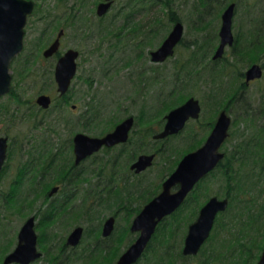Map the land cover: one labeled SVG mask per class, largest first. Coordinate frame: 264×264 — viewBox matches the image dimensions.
<instances>
[{"label":"rangeland","instance_id":"obj_1","mask_svg":"<svg viewBox=\"0 0 264 264\" xmlns=\"http://www.w3.org/2000/svg\"><path fill=\"white\" fill-rule=\"evenodd\" d=\"M100 1L102 0H35V9L29 15L25 26V53L19 61H14L13 66L10 65L14 94L11 93L0 100V108L6 107L0 109V135H7L10 141L14 142L15 147L14 159L5 166L6 174L4 173L0 185L4 195L6 190L9 191L10 188L15 187V171L18 167L25 165L24 162H29V157L32 155L28 154L29 150L35 154H43L47 150V146L50 145L52 152H60L63 149L58 153L60 160H57L54 167L57 174L60 172L58 176L55 175V172L50 174L53 168L42 176L41 169L31 170L29 165L28 172L30 174L27 175L28 179L24 184L30 190L23 193L20 189L21 186H18L17 190L19 189V191L14 192V194L19 193L15 198L17 204L13 208L10 210L6 208L4 195L0 194V246L2 250L10 249V247L13 250L17 244L18 231L26 218L32 215L37 216V233L43 235L47 240L44 244L39 242L42 256L32 264H91L84 259L93 249L86 241L90 238L89 235L87 239L83 238L76 247L65 244L67 236L78 225L85 229L88 228L89 232L99 227L101 236L103 223L110 216L116 217L114 232L120 228V232L122 231L120 244L109 256V261L114 259L116 263L122 251L138 236L137 232L130 230V224L135 217L133 210L143 207L154 192L160 191L162 182L169 175L168 171L175 165L174 162L178 160L177 158H181V152L188 149L185 147L196 144L198 140L203 142L211 131L210 121L213 122L216 119L217 115L214 109L218 102L213 103L214 98L210 99L208 94L213 97L215 92V97H218L221 93L218 90L214 92L211 90L213 88L212 77L208 75L209 70H204V64H207L214 53H210L199 66L201 71L199 77L195 72L192 80H189L187 76L183 77L182 82L186 85L183 88L180 86L177 92V94L181 92L179 97L185 95L187 99L192 95L200 99L203 108L201 117L191 120L181 133L167 141L155 140L152 135L146 136L145 141L146 143L148 141V145L144 151L141 149L142 153H153L162 146L165 148V153L157 155L154 163L147 170L135 173L129 166L131 155L134 154L136 146L141 142L142 133L139 131L143 126L137 120L141 110L144 108L148 114L155 113L161 106V101L169 97L168 94L175 83L176 67L188 59L193 50L197 49V46L192 44L194 40L202 41L206 34L208 36L215 33L218 38L216 45L219 44L222 13L229 3L236 2L233 32L235 37H240V40L249 37L251 19L264 14V0H225L224 4H222L223 0L214 1L211 12L203 18L197 8L199 0H175L174 8L177 9L181 22L184 24L183 40L176 47L173 56L163 62H153L150 51L161 44L174 23L169 24L160 42L159 38L154 36V32L149 34L152 41H158L151 48L144 46L145 44L139 40L144 39L149 29L159 28L158 17L168 22L167 16L163 12V5L157 3L156 0L152 2L151 0H137L135 5H128V0H115L109 11L100 17L97 15V5ZM140 1H144L145 4ZM132 9L131 16L128 17L127 15ZM69 17L74 19L72 24H68ZM205 19L210 22H206ZM203 21L205 22L203 23ZM58 22L60 23L59 28L55 29L54 23ZM134 23L142 25V32L139 31L136 41L132 40L131 34ZM61 28L65 29V34L61 39L59 53L63 54L69 48L77 49L80 52L77 60L78 72L71 84L67 98L62 97L57 89L54 76L56 58H46L43 55L44 50L54 41ZM120 32L122 34L116 36ZM123 37L126 39L122 40ZM232 47L226 48L223 58L227 57L234 65L229 68V74H226L224 80L218 85L222 84L227 87L231 83L236 87L242 85L245 88L238 89L237 95L243 92V96H239L237 102L233 101L227 107L220 108V111L226 109L232 119L229 136L221 147V151L225 155L249 140L254 141L252 147L255 150L257 139H264V67L261 78L246 84L245 77L239 73H245L249 64L247 65L234 57ZM140 50L141 53L137 56ZM223 58L218 60L220 66L225 65ZM259 60L258 63H264V58H259ZM244 83L245 85H243ZM41 93L52 96L53 101L49 108H39L37 96ZM93 95L97 100L95 104L100 103L102 109L101 119H98L99 127L105 130L104 119L117 122L106 132L114 129L126 117H135L138 124L134 126L136 131L135 133L133 131L132 135L136 136V145L127 146L128 151L124 154L121 153L123 149L121 146L112 150L101 149L84 161L78 170H82L83 174L67 186L69 187L67 191L57 192L55 195L59 201L54 204L55 206L60 205L58 214L39 227L38 223L46 213L45 207L50 203L48 198L44 199V195L58 183V180H61L60 183L65 182V173L71 171L70 164L73 162L74 154L72 146H69L70 140L77 132H84L92 136L105 134V132L99 134L100 128L98 131H96L97 128H85L83 123L78 120L80 114L90 106L89 102L93 100ZM169 110L165 111L164 115ZM164 115L159 117V119L162 118L160 122H158L157 116L153 117L151 124L154 126L155 132L162 130L166 121ZM101 120L103 121L101 122ZM258 152L262 153L263 148L258 147ZM45 158V156L42 157V160L44 161ZM257 158L260 162L254 163L250 158L242 172L250 173L253 170L259 172L261 164L264 163V153L263 156L259 154ZM34 176L36 184L30 186L29 177L34 178ZM214 177L208 175L200 181V188L194 191L199 201L206 200L205 202H207L212 196L230 199L229 196H226L225 180L218 173L217 177ZM257 178L258 176H255L253 181H256ZM44 183L45 189L41 193ZM246 185L248 191L252 190L254 196L252 200H258V203L257 205L253 203L244 209L242 206H245L246 203L237 201L232 212L228 211L227 213V209L224 211L226 214L220 216L224 213L221 212L218 215L220 216L219 221H223L226 225L232 223V228L229 231L226 232V229L223 231L218 228V233L213 228L210 237L214 236V239H217L214 243L209 244L208 239L201 252L196 255H185L183 247L188 226L196 219L201 207H192L195 203L186 212L187 216L194 214L188 222L184 221L188 224H181L180 235L177 237L175 235L167 242L158 244L160 254L169 251V254H166L167 258L165 254L163 258L168 259L171 264H204L206 257L213 255L211 251L219 250L216 245L221 240L229 241L232 236H237L239 233L242 235V241L250 242V244H254V240L262 238L264 207L259 209L258 205L261 201L263 202L264 198V191H262L264 190V176L256 184L247 181ZM66 194L74 196L68 203L62 204L61 200ZM245 195L241 194L240 197L245 199ZM24 197H28L25 202L22 201ZM191 199L195 200L194 197ZM194 211H197V215ZM240 211H243L241 215H239ZM258 211L259 214L253 219L251 226L248 223L251 221L250 216ZM232 217L234 218L232 219ZM173 224L175 225V223ZM124 229L125 231H123ZM141 258L139 264H151L153 261L152 257L148 260H145L143 256ZM257 261L258 259L254 264Z\"/></svg>","mask_w":264,"mask_h":264},{"label":"water","instance_id":"obj_2","mask_svg":"<svg viewBox=\"0 0 264 264\" xmlns=\"http://www.w3.org/2000/svg\"><path fill=\"white\" fill-rule=\"evenodd\" d=\"M112 4L113 0L101 1L97 6V14L99 16L105 15ZM235 6V3H230L222 13V23L219 30L220 39L213 59L221 58L226 48L234 44L233 17ZM34 9L35 0H0V98L10 90L12 82L10 63L24 48L25 26ZM64 33V29H61L54 41L44 50L43 55L46 58L54 56L59 51ZM183 36L184 24L177 21L161 44L151 51V60L163 62L173 56ZM79 55L80 52L77 49L69 48L56 61L54 76L57 89L62 95L68 92L77 74ZM262 76L263 67L259 63H253L245 71L247 83ZM52 101V96L47 93H42L37 97V103L44 108H49ZM200 112V101L195 97L188 98L184 103L169 111L163 129L155 134L154 138L162 139L179 133L186 122L190 118L197 119ZM134 122V116H129L119 122L113 130L102 136H92L84 132L76 133L74 136L76 163H80L103 146L111 147L127 142ZM231 123L232 119L227 111L222 110L205 142L182 157L174 171L164 180L162 190L148 201L132 220L130 230L137 232L138 236L120 254L116 264H135L138 262L148 248L159 223L166 216L175 212L195 186L218 166L225 157L221 147L229 136ZM6 150L7 138L0 137V170L6 157ZM154 158L155 153L140 154L131 168L136 173H141L153 164ZM229 202L227 197L212 196L201 207L197 218L188 227L183 247L185 255L190 256L199 253L211 235L217 216L228 208ZM114 226L115 217L110 216L103 225V235H110ZM83 230L82 226L75 227L68 237V244H79ZM41 254L38 248V235L35 230V216L33 215L22 225L18 234V244L7 255L4 264L11 262L30 264ZM256 264H264V248Z\"/></svg>","mask_w":264,"mask_h":264},{"label":"trees","instance_id":"obj_3","mask_svg":"<svg viewBox=\"0 0 264 264\" xmlns=\"http://www.w3.org/2000/svg\"><path fill=\"white\" fill-rule=\"evenodd\" d=\"M152 1L153 0H151V2ZM214 1H219V0H199V3L197 4L198 5L197 8H198V11H200V13L202 14L201 18H203V16L205 17L206 14L211 12V8L213 6ZM136 2H138V1L137 0H128L127 4L128 5L129 4L135 5ZM140 2L141 3L143 2V4H145L144 1H140ZM156 2L163 5V7H164L163 12L166 14L168 22H165L164 19L158 17L159 28L156 30H154L153 28L149 29V31L147 32V35L144 37V39L139 40L141 43L145 44L144 46H148L149 48L155 46L158 41L160 42L161 38L165 35L169 24H173L174 22L181 21V17H180V15H178L177 9L174 8L175 0H156ZM224 3H225V0L222 1V4H224ZM132 11H133V9L131 11H129V13L127 15L128 17L131 16ZM248 14H250V13H248ZM73 20H74L73 17H69V21H68L69 23L68 24H72ZM252 20H253V22H252ZM205 21L210 22L209 20H206V19H205ZM205 21H203V23ZM250 22H251V26L249 27V29H250L249 37H245L243 40H240V37L236 36L235 37V43L232 47V55L234 57H237L238 60H241L242 62L246 63L247 65L251 64V63L259 62L260 61L259 58H261V59L264 58V14H262L261 17L252 18ZM59 25H60L59 22L54 23V28L58 29ZM139 31L142 32L141 23H134L132 26V32H131L133 41L134 40L136 41V38L139 35ZM151 32H154V36H157L159 38L157 42H156V40L155 41L151 40L150 35H149ZM121 34H122L121 32L117 33L116 36H119ZM123 39H126V37H123L122 40ZM217 39H218L217 35L215 33H213V34H209L208 36L206 34L203 37L202 41H200V39L194 40V42L192 44H195L197 46V49L193 50V53L191 54V56L188 59H186L185 61H182L180 63V65H178L176 67L175 83H174V86H173L171 92L168 94L169 97L167 99L161 101V106L159 108H157V111L155 113L148 114L144 108L141 110L142 112L140 113V116L138 117L137 120L143 126L142 129L139 131V133H142V135H141V142H139L140 144L136 146L135 156L138 154V152L142 153L141 149H142V151H144L145 148L147 147L148 141L146 143V141H145L146 136H150V135L155 133L154 126L151 124L153 121V117L157 116L159 119L160 116L162 117L164 115L165 111L172 109L175 106H178L179 104L183 103L186 100L185 95H182L179 97L181 92L177 94L180 86L183 88L186 85L184 82H182L183 77L187 76V78L189 80H192L194 72L197 74V77H199V75L201 73L199 66L201 65V63H203L206 60V58H208V55L210 53H213V51L215 50V48L217 46L216 45ZM242 41H243V43H242ZM24 53H25V51L23 50V53L15 59V62L19 61L20 58H22V55ZM140 53H141V50L137 53V56ZM58 56L59 55H55V56H53V58H57ZM223 59H224V63H225V65H223V66H220L218 64V62H219L218 60H220V59L214 60L212 58L207 61V64H204V66H205L204 70L205 69L209 70L208 75L212 77L213 88L211 90H213V92L218 90V92L221 93L218 97H215L216 96L215 92L214 93L212 92L214 94L213 97L210 96L208 93H205V94H208L210 99L214 98V102L213 101H211V102H213V103L218 102L217 105H215V109H214L215 113L221 107L225 108V107H227V105L229 103H232L233 101L237 102V100L239 99V96H243V92L242 93L240 92L237 95L238 89L239 88H245V86H242V85L241 86L239 85L240 87L239 86L236 87L234 85H231V83L227 87H224L222 84L218 85L219 83H221L224 80L226 74H229V68L234 65L231 63L232 61H229V59L227 57H225ZM261 63L264 67V63L263 62H261ZM13 64H14V62H13ZM13 64H12V66H13ZM182 73H185V75H182ZM239 75L244 76V73L243 72L239 73ZM50 80H52L51 77H50ZM190 83H189V85H192ZM216 85H217V88L215 89ZM243 85H245V83ZM191 89H193V88H191ZM14 90L15 89L13 88V90H12L13 93H14ZM225 95H227V96H225ZM96 102H97V100L95 99V95H93V100L91 102H89L90 106L88 107L87 110L83 111L80 114L78 120H79V122L83 123L85 128H87V127H90L91 129L97 128L96 131H98V129L100 128L99 134H102V133L106 132V130L111 128L113 126V124H116L117 122L115 123L114 120H108L107 121V119H104V123L106 122L105 126H104L105 130L101 129V127H99L100 123L98 122V119L99 120L101 119L100 116L102 113V109H101L100 103L95 104ZM98 107H100V108H98ZM160 120H162V118H160L158 120V122H160ZM102 121L103 120H101V122ZM136 124H138V123H136ZM174 136L175 135L166 138L165 141H167L169 138H172ZM130 140L131 141H129V142L132 145H134L137 142L135 134L132 135ZM257 140L258 141L255 142V145H256L255 150H253V147H252L253 146L252 144L254 143V141L249 140V141H246L245 143H241L237 147V149H235L232 152L225 155L224 159L219 163V165L210 174H208L210 176H215L214 178H216L217 173H218L219 175H221L222 179L225 180V183L227 185L226 196H229L231 199V201H230L231 203L228 207V210L226 211L227 213H228V211L232 212L233 206L235 205V203H237V201L238 202L241 201L243 204L246 203L245 206L244 205L242 206L244 209H246V207H248L249 205H251L253 203H255L256 205L258 203V200H256V201L252 200V199H254L253 198L254 196L252 195V190L248 191L246 184H247V181H251L253 184H256L262 178V176H264V163L261 164L262 166H261V170L259 172H256L254 170L250 173H243L242 172L243 168H245V166L248 165L250 158L253 159L254 163H258V162H260V160H258V158H257L258 155L261 154L263 156L264 139L260 140L258 138ZM44 142H46V141H44ZM201 143L202 142H199V140H198L196 144H193L190 147H185L188 149H185L184 151L181 152V155H180L181 158L188 151H191V150L197 148L198 146H200ZM47 147H48L47 150L43 154L30 153V154H32L30 156L31 159H29L27 166L23 165L22 169H29V165L31 167L33 165H34L33 167H38L44 163L45 164V171L48 172L50 169L53 168V170L50 172V174L55 172V175H56L57 172L54 170V167L56 166L57 160H60L58 153H60L61 151L58 152L56 150L57 152H52V150L50 149L51 145L47 146ZM258 147L263 148L262 153L258 152ZM259 150H262V149H259ZM127 151H128L127 146H124L121 153L124 154ZM164 151H165V148L162 146L161 148L155 150L154 152L156 153V155L160 156L163 153H165ZM44 156L46 158L43 161L42 157H44ZM32 157H34V158H32ZM181 158L180 157L177 158L178 160H176L174 162L176 166H177V164ZM262 159H263V157H262ZM45 162H47V163H45ZM175 165L170 168V170L168 171L169 174L175 169V167H176ZM20 174L22 175L21 172L19 173V175ZM59 174H60V172L56 176H58ZM41 175L43 176L42 172H41ZM255 176H258V178L256 181H253V178ZM23 177L25 179H28L27 176H23ZM77 177H78V175L68 176V178L69 179L71 178L72 180L77 178ZM200 185L201 184L199 182L197 184V186L195 187V189L189 194V196L187 197L185 202L180 206V208H178L174 213L167 216L159 224V226L157 227L156 233L154 234L150 244L148 245V248L146 249L145 254L143 255V258L145 260H148L150 257H152L153 261L151 264H163V263L171 264L170 261L168 262V259L163 258L164 254H165V257L167 258L166 254H169V251L164 252V254H160L158 244L167 242L169 238H173V237H175V235H176V237L178 235H180L181 224L182 223L186 224L192 218V216L194 214V213H192L190 216L188 215L189 216L188 217L186 215L187 210H189L188 208L191 207V205H194L195 203L196 204L192 207L198 208V207L202 206L203 203L206 201V200L204 202L199 201L197 198V195H195V193H194V191H196L197 189L200 188ZM262 191H264V190H262ZM157 193L154 192L152 194V196L146 200V203L150 199H152ZM18 194L19 193H15L13 195L8 194L9 200L6 202V205H7L6 208H8L10 210L11 208H13L15 206V204H17V201L15 200V198L18 196ZM241 194H246L245 199H242V197H240ZM192 197L195 198L194 201H193V199H191ZM27 198L28 197L22 198V201L24 200V202H25L27 200ZM261 199H262V197H261ZM251 200H252V202H251ZM258 206H259V209H263L264 198H263V202L261 201ZM59 208H60V205L59 206H53V207L49 206L48 208H45L46 213H44L43 216L41 217L40 223H38L39 227L42 223L43 224L47 223L52 218H54L55 215L58 214ZM141 209H142V207H139V209H134L133 213H135V215H136L137 213H139V211ZM259 211L255 214H253L252 216H250L251 221L248 223L251 226H252L253 219L258 216ZM226 212L222 213L220 216H222V215L224 216L226 214ZM195 213L197 215V211ZM242 213H243V211L242 212L240 211L239 215H241ZM67 214H70V213H67ZM220 216H218L217 222L215 224L216 226L214 228L216 229V231L218 228H219V230L221 229L223 231L226 229V232L229 231L232 228L231 227L232 223H228L227 225H226V223L224 224L223 221H219ZM234 217H235V215H234ZM234 217H232V219ZM184 221H187V222H184ZM173 223H175V225ZM95 229L91 230L90 232L88 231V228L86 229L84 239H87V236L89 235L90 238H88L86 241L89 242L88 244H90L93 249L89 252V254L87 255V258L85 256L84 259L86 261L90 262L91 264H105L106 262H108V264H115L114 259L109 261V256L115 250V247L118 246L121 242V237H120L122 234V231L120 232L121 228L119 230H116L108 238H103L100 236L99 227H96ZM127 229H129V227ZM123 231H125V229ZM238 235L234 236V237L232 236L229 241H225V239L219 241L218 242L219 244L216 245L217 249H219V250H217L216 252L211 251L213 253V255L212 254L208 255L206 257V260L204 261V264H254L255 260L259 259L261 251L264 248V243H263L264 234L261 236L262 238H260L259 240H254L253 241L254 244H250V242H243L242 241L243 239L241 238L242 235H239V236ZM46 240H47V238L44 239L43 235H39V242L40 243L44 244V243H46ZM216 240L217 239H214V236L209 237V244L214 243ZM113 245H115V246L113 247ZM203 247H204V245H203ZM202 248L200 249V252H201ZM7 250L8 249L2 250L1 246H0V258H1V255ZM205 251H207L206 248H205ZM179 254H181V253L179 252ZM229 256H231V257H229ZM141 259L136 264H139L141 262Z\"/></svg>","mask_w":264,"mask_h":264},{"label":"flooded vegetation","instance_id":"obj_4","mask_svg":"<svg viewBox=\"0 0 264 264\" xmlns=\"http://www.w3.org/2000/svg\"><path fill=\"white\" fill-rule=\"evenodd\" d=\"M103 1V0H102ZM114 1L115 0H113V3H114ZM101 2V1H100ZM99 2V3H100ZM98 3V4H99ZM231 3H235V5H236V2H231ZM230 4V3H229ZM35 5H36V2H35ZM113 5V4H112ZM98 6V5H97ZM236 7V6H235ZM98 15V14H97ZM99 16V15H98ZM100 17H102V16H100ZM176 22H174V24H175ZM174 24H173V26H174ZM61 29H63V28H61ZM60 29V30H61ZM64 32H65V29H64ZM65 34V33H64ZM183 40V39H182ZM181 40V41H182ZM181 43V42H180ZM179 43V44H180ZM234 43H235V41H234ZM178 44V45H179ZM177 45V46H178ZM234 45V44H233ZM232 45V46H233ZM25 47V46H24ZM61 47V46H60ZM217 48V47H216ZM216 48H215V50H216ZM23 50H24V48H23ZM23 50L16 56V57H14L13 58V60L11 61V63H10V65L12 66V64H13V62L15 61V59L18 57V56H20L22 53H23ZM215 50H214V52H215ZM59 51H60V49H59ZM59 51L56 53V54H54V56L55 55H61L60 53H59ZM152 51V50H151ZM151 51H150V55H151ZM213 52V53H214ZM225 53V52H224ZM58 56V57H59ZM223 56H224V54H223ZM223 56L221 57V58H218V59H222L223 58ZM51 57H53V56H51ZM58 57L56 58V60L58 59ZM212 59H213V55H212ZM218 59H214V60H218ZM78 63V62H77ZM256 63H258V62H256ZM253 63H251V64H249L248 65V67L249 66H251ZM259 64H261V63H259ZM262 65V64H261ZM262 67H263V65H262ZM77 72H78V70H77ZM11 74V73H10ZM76 77V76H75ZM244 77H245V73H244ZM74 80V79H73ZM257 80V79H256ZM252 81H254V80H251L250 82H252ZM73 82V81H72ZM249 82V83H250ZM245 83L246 84H249V83H247L246 82V80H245ZM71 88V87H70ZM13 84H12V82H11V85H10V90L6 93V94H4L3 96H1V98H0V100L2 99V98H4L5 96H7V95H9V94H14L13 93ZM70 90V89H69ZM69 90H68V92H69ZM68 92L66 93V94H64V95H62L61 94V96L62 97H64V98H67L66 96H67V94H68ZM42 94V93H41ZM40 95V94H39ZM38 95V96H39ZM37 96V97H38ZM190 97H194V96H190ZM190 97H188V98H190ZM187 98V99H188ZM196 98V97H195ZM53 99V98H52ZM186 99V100H187ZM198 99V98H197ZM185 100V101H186ZM199 101H200V99H198ZM184 101V102H185ZM38 104V103H37ZM182 104V103H181ZM180 105V104H179ZM178 105V106H179ZM200 105H201V112H200V115H199V117L197 118V119H199L200 117H201V114H202V110H203V108H202V104H201V101H200ZM39 106V108L40 109H45L44 107H42L40 104L38 105ZM73 106H76V105H73ZM175 107H177V106H175ZM175 107H173V108H175ZM2 109L3 108H6L5 106H3V107H1ZM0 108V109H1ZM172 108V109H173ZM172 109H170L169 111H171ZM222 110H226V109H222ZM221 110V111H222ZM169 111L164 115V118H165V120H166V115L169 113ZM220 109L215 113L217 116H216V119H215V121H213V122H211L210 121V124H212V127H211V130L213 129V127H214V125H215V122H216V120H217V118H218V115L220 114ZM127 118V117H126ZM135 118V117H134ZM197 119H194V118H190L187 122H186V124H185V126H184V128L181 130V131H183L184 129H185V127H186V125H187V123H189L191 120H197ZM124 120V119H123ZM136 121L134 122V125H133V128L131 129V131H130V134H129V139H128V141L127 142H124V143H119V144H116V145H114V146H111V147H108V146H103L101 149H106V150H112L113 148H115V147H117V146H121V147H123L124 148V146H129L130 145V142L129 141H131L130 139H131V137H132V132L133 133H135V131L136 130H134V126L136 125ZM165 123H166V121H165ZM165 123H164V125H165ZM164 127V126H163ZM163 129V128H162ZM113 130V129H112ZM181 131L179 132V133H181ZM107 132H109V131H107ZM107 132H105V134L107 133ZM159 132V131H158ZM158 132H155L154 134H152V137L154 138V135L155 134H157ZM78 133V132H77ZM179 133H177V134H179ZM177 134H173V135H177ZM75 135H76V133H75ZM74 135V136H75ZM173 135H169V136H167L166 138H168V137H170V136H173ZM74 136H73V138L70 140L71 142H70V147L72 146V149H73V154H74V159H73V162L70 164V172L68 171V172H66L65 173V175H64V180H65V182H63V183H60V181L61 180H58L57 182L58 183H56L54 186H52L51 187V189H49V191L47 192V194L46 195H44L45 196V198L44 199H46V198H48L49 200H50V203L49 204H47V206L45 207V208H48L49 206H51V207H53V206H55V204H56V202L57 201H59L58 199H56V197H55V195H56V193L57 192H64V191H67L68 190V188L69 187H67L69 184H71V182H73L74 181V179L72 180V179H69L68 178V176H71V175H81V174H83V171L81 170V171H78V170H80V168H81V166H82V164H83V162L84 161H86L89 157H91L92 155H94V154H96L97 152H95L94 154H92L91 156H88L87 158H85L84 160H82L80 163H76V154H75V143H74ZM102 136V135H101ZM0 137H6L7 138V150H6V157H5V160H4V162H3V164H2V167H1V170H0V185H1V183H2V179H3V177H4V175L6 174L5 172H6V169L7 168H5V166L6 165H8L9 164V162H10V160H13L14 159V149H15V147H14V142H11L10 141V138L7 136V135H0ZM166 138H162V139H156V138H154L155 140H159V141H165L166 140ZM207 138V137H206ZM206 138H205V140H206ZM205 140L201 143V145L205 142ZM16 144H17V142H16ZM200 145V146H201ZM200 146H198V147H200ZM197 147V148H198ZM197 148H195V149H197ZM100 149V150H101ZM195 149H193V150H195ZM99 150V151H100ZM193 150H191V151H193ZM61 151H63V149L61 150ZM188 152H190V151H188ZM187 152V153H188ZM30 153H33V152H31V150H29V152H28V154H30ZM153 153H155V152H153ZM135 154H136V150H135V152H134V154L133 155H131V164H130V169L132 170V171H134L135 172V170H133L132 168H131V165L135 162V160L138 158V156L140 155V154H143V153H138L136 156H135ZM156 153H155V158H156ZM32 158H34V157H32ZM155 158H154V160H155ZM29 159H31V157H29ZM153 163H154V161H153ZM23 164H25V166H27L28 165V162H24ZM23 167V166H22ZM22 167L20 166V167H18V169L15 171V173H16V175H15V187H13V188H10L9 189V191L8 190H6V193H5V195L3 194L4 192L3 191H1V188H0V194H3L4 195V200L7 202L9 199H8V194L9 195H13L14 194V192L16 191V192H18L19 191V189L17 190V188H18V186H21V188L20 189H22V192L23 193H25V191L26 190H30V189H28L27 187H25V181L27 180V179H25L23 176H27L28 174H30V172H28V170L29 169H22ZM35 168H38V169H41V172H42V174H43V176H44V174L46 173V171H45V164L43 163L42 165H40V166H38V167H31V170H34ZM148 169V168H147ZM146 169V170H147ZM78 171V172H77ZM145 171V170H144ZM143 171V172H144ZM22 173V175L20 174L19 175V173ZM5 173V174H4ZM136 173V172H135ZM142 173V172H141ZM44 178V177H43ZM30 181L28 182L29 184H30V186L31 185H34V184H36L35 183V181H34V179H35V176H34V178H32V177H30ZM67 179H69V181H67L66 182V180ZM82 179H85V178H82ZM164 182V181H163ZM163 182H162V184H163ZM162 184H161V188H160V191L162 190ZM23 186V187H22ZM55 188V189H54ZM44 189H45V183L42 185V189H41V193L44 191ZM55 191H54V190ZM53 191V192H52ZM159 191V192H160ZM158 192V193H159ZM46 193V192H45ZM157 193V194H158ZM156 194V195H157ZM155 195V196H156ZM6 196V197H5ZM74 195H68V194H66L63 198H62V204H66V203H68L70 200H71V198L73 197ZM151 200V199H150ZM149 200V201H150ZM230 200V199H229ZM53 201V202H52ZM55 203V204H54ZM145 205V204H144ZM143 205V206H144ZM5 206H7V205H5ZM42 211V210H41ZM220 214V213H219ZM33 216V215H32ZM35 216V215H34ZM29 217H31V216H29ZM29 217H27L26 218V220L29 218ZM36 217L37 216H35V230H36V227H37V225H36ZM115 217V216H114ZM167 217V216H166ZM165 217V218H166ZM109 218V217H108ZM164 218V219H165ZM163 219V220H164ZM217 219V218H216ZM25 220V221H26ZM107 220V219H106ZM105 220V221H106ZM24 221V222H25ZM105 223V222H104ZM104 223H103V225H104ZM115 223H116V217H115ZM24 224V223H23ZM22 224V225H23ZM116 225V224H115ZM78 226H80V225H78ZM22 227V226H21ZM75 227H77V226H75ZM74 227V228H75ZM83 227V226H82ZM73 228V229H74ZM21 229V228H20ZM20 229H19V231H20ZM72 229V230H73ZM83 234H82V238H81V240H80V242L83 240V238H84V236H85V233H86V229L83 227ZM114 229H115V226H114ZM114 229H113V231H112V233L110 234V235H108V236H104L103 235V230H102V234H101V237H103V238H108V237H110L113 233H114ZM72 230H71V232H72ZM19 231H18V234H19ZM71 232L68 234V236H67V239H66V242H65V244L66 245H70V246H72V247H76L77 245H79L80 244V242H79V244H77V245H71V244H68V237H69V235L71 234ZM36 233H37V230H36ZM18 234H17V244H18ZM37 235H38V233H37ZM17 244H16V246H17ZM16 246L14 247V249L16 248ZM38 248H39V235H38ZM13 249V250H14ZM11 247H10V249H8L7 251H5L2 255H1V258H0V264H4V260H5V258L7 257V255L9 254V253H11L13 250H11ZM39 251H40V249H39ZM42 253V252H41ZM41 256H42V254H41ZM40 256V257H41ZM39 257V258H40ZM39 258H37L36 260H38ZM36 260H34V261H32L30 264H32V263H34ZM9 264H22V263H20V262H11V263H9ZM116 264V263H115Z\"/></svg>","mask_w":264,"mask_h":264},{"label":"bare ground","instance_id":"obj_5","mask_svg":"<svg viewBox=\"0 0 264 264\" xmlns=\"http://www.w3.org/2000/svg\"><path fill=\"white\" fill-rule=\"evenodd\" d=\"M78 60V59H77Z\"/></svg>","mask_w":264,"mask_h":264}]
</instances>
